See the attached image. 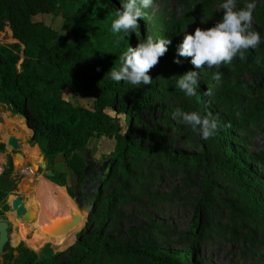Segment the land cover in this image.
I'll list each match as a JSON object with an SVG mask.
<instances>
[{"label":"rangeland","instance_id":"1","mask_svg":"<svg viewBox=\"0 0 264 264\" xmlns=\"http://www.w3.org/2000/svg\"><path fill=\"white\" fill-rule=\"evenodd\" d=\"M84 1L98 5V0ZM102 1L104 4L98 5L102 12L111 8L115 15L117 8L121 7L111 4V0ZM219 3L220 0H153L151 6L144 10L145 19L140 18L144 28L141 40L147 35L160 39L162 34L169 32L168 39L173 44L168 45L167 51L174 58L176 47L185 34L193 33L197 27H212L220 19ZM245 3L246 0H236V8L244 7ZM255 3L251 25L259 32L261 40L252 49L258 54L259 63L256 58L240 69L230 63L197 70L189 63L190 58L179 59L187 71L197 70L199 75L213 71L221 74L219 81L212 79L213 88L208 98L235 128V135L241 139L247 153L255 156L252 164L264 178V0H255ZM34 19L52 26L63 40L73 39V35L63 29L62 17L44 13ZM0 41H15L8 26L0 30ZM149 75L152 78L150 85L124 83L122 87L128 106L140 102L131 120H127L124 112L111 107L106 111L120 123L123 133L130 132L135 146L143 144L144 149L149 150L151 146L163 145L167 151L199 157L197 168L168 166L166 161L157 160V156L150 159L146 154L129 155L126 160L129 172L124 176L115 171L118 168L111 166L116 163V140L110 136L93 138L83 153L93 178L83 190H91V197L100 192L101 200L93 197L91 212L84 211L76 228L59 235L44 231L43 227L47 226L44 224L55 219H72L73 216L80 219V213L78 210L73 213L62 207H49L44 221L38 223L34 219L25 223L26 241L17 228L22 219L15 218L16 212L11 211L12 200L23 199L28 210L32 211L34 188L39 182L50 180L47 176L51 171L47 170L41 152L32 161H29L30 152L25 153L37 146L31 142L33 130L24 116L12 114L0 104V143H5L0 159L5 164L7 156H12L17 182L16 189L6 199L9 208L2 213L0 206V219L9 222L10 235L39 254L46 244H51L55 253L65 255L69 250L71 257L78 258L83 249L89 247V256L95 259V264H156L139 255L119 254L115 246H148L172 252L192 247L195 254L193 264H264V191L257 188L258 195H255L230 171L215 136L203 139L198 131H193L179 118H173L172 113L177 108L200 113L201 110L194 97H186L175 87L178 75L167 67L163 56L149 69ZM253 82H257L256 86L251 93H246L243 90L245 85ZM63 95L75 107L90 108L93 103L92 98L74 95L70 89H65ZM4 119L9 125L10 120L24 121L27 129L19 126L10 129L9 125L4 129L1 126ZM149 135H157L158 139L148 138ZM11 137L18 139L17 149L9 144ZM17 154L19 157L14 162ZM63 160L62 156L58 158L57 167H62ZM65 169L68 182L75 184L73 172L67 167ZM51 194L58 196L59 191L53 189ZM201 201L199 224L193 230L191 224ZM42 232L45 237H40ZM8 243L12 247L18 246ZM103 243L106 244L105 252L100 249Z\"/></svg>","mask_w":264,"mask_h":264},{"label":"trees","instance_id":"2","mask_svg":"<svg viewBox=\"0 0 264 264\" xmlns=\"http://www.w3.org/2000/svg\"><path fill=\"white\" fill-rule=\"evenodd\" d=\"M111 1V4L119 7L120 0ZM103 4L102 0H98V5ZM98 5L84 0H0V30L8 26L15 40L9 43L0 41V104L12 114L24 116L33 130L31 142L39 148L46 160L47 170L52 172L47 177L64 186L83 211L89 208L93 197L102 198L100 192L91 197V190H83L93 178L83 154L93 138L110 136L116 140V163L111 166L118 168L115 171L124 176L129 172L126 161L129 155L146 154L150 159L157 156V160L166 161L168 166L183 169L190 166L195 169L201 160L196 156L167 151L163 145L151 146L149 150L144 149L143 144L135 146L130 132L123 133L120 123L106 111L111 107L124 112L127 120H131L133 112L140 105L138 102L128 106L122 92L124 82L112 81L107 72L112 67H119L120 54L128 46L135 47L139 43L144 28L138 18L137 33L132 30L129 35L113 33L111 22L116 17L112 9L105 8L107 12H102ZM44 13L62 17L63 29L71 33L73 39L63 40L52 26L34 19L36 15ZM252 29L256 31L254 27ZM169 36L167 32L160 39H168ZM244 55L246 59L243 61L238 57L233 58L231 63L235 68L246 67L258 58L252 48L244 50ZM163 59L175 74L182 75L187 71L181 63H174L169 51H166ZM256 84L245 85L243 90L251 93ZM212 88V72L199 75L196 95L193 96L195 102L200 104L201 114H211L220 123L215 137L224 163L242 184L258 195L257 188L264 191V178L252 164L255 156L247 153L241 139L235 135V128L212 105L206 94V90L212 91ZM65 89H70L74 95L92 98V106H73L64 98ZM148 138L156 140L158 136L149 135ZM4 150L5 143L1 142L0 152ZM60 156L64 160L62 167H57ZM66 167L73 172L75 184L68 182ZM16 187L13 159L8 155L0 174L2 213L9 208L6 199ZM200 203L202 201L191 224L193 230L199 224ZM11 244L18 246L12 247L7 243L0 264H95V259L89 256V247H85L81 257L76 258L71 257L69 250L65 255L55 253L51 244H46L39 254L23 242L19 243L13 234ZM115 248L119 254L139 255L156 264H193L195 258L192 247L180 252L148 246ZM100 249L105 252L106 244L103 243Z\"/></svg>","mask_w":264,"mask_h":264},{"label":"clouds","instance_id":"3","mask_svg":"<svg viewBox=\"0 0 264 264\" xmlns=\"http://www.w3.org/2000/svg\"><path fill=\"white\" fill-rule=\"evenodd\" d=\"M153 0H120V8L115 12V19L111 22L113 33L123 32L129 35L130 30L138 29V18L145 19V9L149 8ZM255 0H246L244 7L237 9L236 0H220L218 11L220 19L206 29L197 27L193 33L185 34L176 47L174 63L180 64L179 57L190 58L189 63L194 69L218 68L221 64H230L233 58L245 60L244 50L255 48L261 40L259 32L252 29V11ZM203 23V21H201ZM171 39H154L151 35L140 40L135 46H128L120 54L118 68L112 67L107 75L116 82H124L132 86H147L152 83L149 69L157 64L158 59L168 50ZM259 63V58L257 59ZM189 70L178 75L175 87L186 97L196 95L199 83V71ZM212 79L219 81L221 74L212 72ZM211 95V90H206ZM173 118L179 120L193 131H198L203 139L218 134L220 123L211 114H201L198 111H183L180 108L172 113Z\"/></svg>","mask_w":264,"mask_h":264},{"label":"bare ground","instance_id":"4","mask_svg":"<svg viewBox=\"0 0 264 264\" xmlns=\"http://www.w3.org/2000/svg\"><path fill=\"white\" fill-rule=\"evenodd\" d=\"M10 122H11V124L9 125V122L4 119V120H2L1 126L4 129H7L8 125L10 126V129L14 128V127H18V126L20 128H22V126H23V121H21V120H19L18 122H14L13 120H10ZM24 135H26V134H24ZM7 137H9V135ZM27 151L30 152L29 154H30L31 159L29 161H32L33 157H35V156L39 157V155H40V153L37 149L36 150L28 149ZM0 157H3V155L0 154ZM2 160L3 159H1L0 161H2ZM53 189L54 190L57 189L59 191L58 196H52L51 192ZM34 191H35L34 194H32V196H31V202H32V206H33L31 208L32 211L28 210V212H29V214H32L31 212L35 213V215H34L35 221H37L38 223H41L42 221H44L46 219V212H47V209L49 207H53L54 209H57L58 207H62L65 210H68L69 212L77 213V208L75 207L71 197L69 196V194H68V192L64 186H60L58 184H55L50 180H45V182H39L37 184V186L34 188ZM74 217L75 216H73V218ZM66 221L67 220H56L55 219L54 221L53 220L49 221L50 223H45L44 226H46V224H47V226L43 227V228L47 229V230H49V229L53 230L57 226L63 224V222H66ZM43 232L41 233L40 237L46 236ZM20 234H21L22 238L27 241V238L25 236L23 229H22V232H20ZM10 242H11V239H10Z\"/></svg>","mask_w":264,"mask_h":264},{"label":"water","instance_id":"5","mask_svg":"<svg viewBox=\"0 0 264 264\" xmlns=\"http://www.w3.org/2000/svg\"><path fill=\"white\" fill-rule=\"evenodd\" d=\"M32 135H33V133H32ZM9 144L12 145L15 149H17L19 147L18 139L16 137H11L9 140ZM48 174L51 175L52 172H49ZM71 199L73 200L77 210L80 213V216H81L80 219H78L77 217L74 219H68L66 222H63V224L57 226L55 229H53V230L52 229H49V230L44 229V231H47V232L54 234V235H59V234L68 233L69 231L76 228V226H78L77 224L80 222L81 218L83 217L84 211L81 210V208L79 207L78 202L76 200H74L72 197H71ZM11 206H12L11 211L16 212L15 218L22 219L21 222L18 223V225H17L18 231L22 232V229L25 227V223L28 220L34 221L35 213L31 212L32 214H29L26 202L21 198H14L12 200ZM92 208H93V204L91 203V205L87 209L88 214L91 212ZM85 223H86V220H85ZM9 226H10V224L8 221L0 219V256L4 253L5 245L8 242H10V239H11L10 238L11 235L9 232ZM82 226L83 225L79 226V230L82 229Z\"/></svg>","mask_w":264,"mask_h":264},{"label":"crops","instance_id":"6","mask_svg":"<svg viewBox=\"0 0 264 264\" xmlns=\"http://www.w3.org/2000/svg\"><path fill=\"white\" fill-rule=\"evenodd\" d=\"M8 119H9V118H8ZM25 121H26V120H25ZM1 124H2V121H1ZM24 125H25V123H24V121H23V126H22L23 129H24ZM22 137H25V135H23ZM36 149H37V150L39 151V153H40L39 148H37V147H35V148H30V150H36ZM27 150H28V149H27ZM27 150L25 151V153H28ZM0 154H1V153H0ZM16 157H19L18 154L14 157V162H15V158H16ZM0 160H1V159H0ZM33 160H35V159H33ZM2 161H3V160H2Z\"/></svg>","mask_w":264,"mask_h":264},{"label":"built area","instance_id":"7","mask_svg":"<svg viewBox=\"0 0 264 264\" xmlns=\"http://www.w3.org/2000/svg\"><path fill=\"white\" fill-rule=\"evenodd\" d=\"M6 164V163H5ZM5 164L3 163V161H0V174L3 172L4 170V166Z\"/></svg>","mask_w":264,"mask_h":264}]
</instances>
